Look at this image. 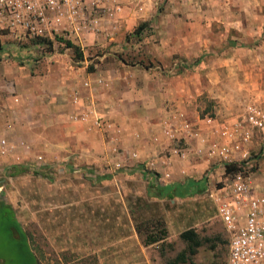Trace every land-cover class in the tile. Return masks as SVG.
<instances>
[{"label":"rangeland","instance_id":"1","mask_svg":"<svg viewBox=\"0 0 264 264\" xmlns=\"http://www.w3.org/2000/svg\"><path fill=\"white\" fill-rule=\"evenodd\" d=\"M98 1L95 6L93 0H84L85 19L91 26L79 34L87 36L90 43L84 48L75 45L85 56L83 64L102 73L123 71L121 77L108 72L96 77L93 84L99 91H105L107 82L111 85L115 81L118 86L124 82L136 88L154 72L177 77L173 82L177 85L189 80L197 85L187 96H180L178 91V97L189 100L185 109L171 106L168 99L161 105L152 101L148 109L165 127L163 135L170 136V144L161 153L173 155L170 163L177 169L160 174L128 162L134 152L115 143L121 134L120 124L109 125L101 116L85 118L84 112L78 114L75 104L69 102L64 124L49 129L28 125L24 114L21 120L25 123L0 121V199L12 206L38 264H167L185 249L186 242L179 233L190 227L200 237L210 238L191 256L192 264H224L228 236L216 215L214 200L230 180L223 163L255 167L251 171L253 183L264 184V127L250 126L248 121L249 106L264 113V25L259 35L243 39V46L232 44L228 41L237 38V30L224 31L221 22H212L210 17H217V11L213 8L214 14L209 13L212 7L205 1L157 0L155 11L145 19L147 26L137 33L136 28L144 21L140 14L145 11L136 0ZM9 2L4 0L0 5L3 43L17 36V44L28 47L32 37L21 22L26 18L24 12L20 10L21 16L15 19ZM261 2L258 14L264 17V0ZM47 14L52 18V11ZM208 20L212 22L210 30ZM123 22L128 29L119 27ZM151 23L172 27L156 32ZM59 34L68 38V32ZM170 36L172 45L168 44ZM207 39L213 43L208 44ZM55 46L60 49L62 45L55 42ZM152 46L161 54L174 49L172 61L164 67L155 57L150 59ZM57 52L66 55L75 68L82 65L71 48ZM33 54L44 57L49 52L38 48ZM4 64L7 62H0V70L6 71L9 67L2 69ZM53 74L62 78L60 71ZM2 82L8 95L15 93L10 78ZM25 91L21 88L26 97ZM135 92L134 100L140 103L133 105L138 111L145 108V98L156 101L158 95ZM23 103L29 100L25 98ZM146 115L141 114L143 122ZM98 118L106 127L97 125ZM45 127L53 144L45 145L33 132ZM168 129L173 135H168ZM107 138L114 142L110 157L103 163L94 161L92 154L104 151ZM77 140L82 146L75 152L72 147ZM202 177L207 179V188L201 194L160 200L145 196L147 179L167 183ZM155 216L161 217L167 228L165 242L144 245L135 230V217L140 222Z\"/></svg>","mask_w":264,"mask_h":264},{"label":"crops","instance_id":"2","mask_svg":"<svg viewBox=\"0 0 264 264\" xmlns=\"http://www.w3.org/2000/svg\"><path fill=\"white\" fill-rule=\"evenodd\" d=\"M136 1L138 2V5L142 7V10L145 11L140 14L144 17V21L139 24L143 26L141 29V31H143L147 26L145 19L155 11L157 0ZM203 1H205L209 7H212V9H209V13L214 14L213 8L217 11V17L214 16L210 17L211 19L209 18L212 22L214 19L221 22L224 31L227 29L237 30V41H235V38H231L232 40H229V43L243 46V39L248 41L254 38V36L259 35L262 31L264 17L261 14H258L262 0ZM212 22L208 20L209 26L207 27L209 30L212 29ZM150 25L156 30V32L158 29L170 27L168 24L163 25L160 23H151ZM0 27H2L1 22ZM119 27L126 30L129 25L127 26V24L123 22V24H119ZM141 31L137 33H141ZM56 32L60 33L61 30L57 28ZM4 35L5 34L0 31V62H7V64L2 66V69L6 67L9 68L6 71L0 70V121H7V123L11 125L25 123V121L23 122L21 120L24 114L26 118L29 119L27 122L28 125L31 126L42 125L48 127L58 124L62 125L67 119L65 116L67 111L66 105H68L69 102H72L77 107V113L80 114L81 112H84L82 114H84L85 118L94 119L97 116H101L108 120L107 123L109 125L117 126L120 124L121 134L115 143L121 145L125 151L134 152L133 156L129 154L128 162L140 163V165L145 166L146 169L151 170L153 173L164 174L169 170H172L173 172L176 171V166H173L170 163L174 156L171 155L168 157L161 153L162 149L170 144V136L163 135L162 131L164 132L165 127L162 126L163 124L159 123V120H156L154 114L153 116L151 115L148 109H151L152 101L161 105L162 102H165L164 99H168V104L171 106L174 105L185 109L187 106L186 102L189 100H187V97L184 99L178 97V91L180 96L184 94L187 96L193 87L197 86L195 83L189 80V83L183 84L182 82L181 85H177V82L173 83L174 81H177V77L168 76L162 72H154L150 74L151 78H149L148 81H143V83L136 88L132 86V84L126 85L124 82H121V85L118 86L115 81L114 83H110L111 85L107 82V88L104 89L105 91H99L98 87L93 84L96 77L103 75L106 76L107 72L109 74L112 73V75L114 73L116 75L119 73L121 77L123 71L116 72V70L112 69L106 73H102L95 70V68L93 71H89L88 67L91 65L83 64L84 61L82 60L79 61L82 65L75 68L74 65L70 64L71 62L66 55L58 53L57 51L50 52L49 54L44 55V57H37L33 54V49L38 50L36 45L30 42L28 47H21L17 44L19 42L17 41L19 40V37L17 36H13V38L7 40L8 42L3 43L5 40ZM98 37H100V35L97 36V39ZM68 38L74 44L81 45L83 48L90 43L87 36L81 35V33H70ZM171 39L172 36L168 38L169 45H172V43H170L172 42ZM98 41L100 40L98 39ZM205 42H208V44L213 43L208 39L205 40ZM215 42L220 43L218 41ZM149 46L151 47V45ZM15 48L16 52L13 51ZM152 49L153 56H149L150 59L155 57L156 60L163 63L164 67L172 61L171 57L175 50L171 47L163 51V54L156 52L155 46H152ZM87 50H90V47ZM54 71H60L62 78H57V76L53 74ZM34 73H37L38 75ZM9 78L11 81V88L15 91L11 96L8 95L4 89V83L2 82L5 79L9 80ZM5 87L8 88V86ZM21 88L26 90V97L21 94ZM135 91L143 93H158V95H156L157 99L154 101L155 99L152 100V97L148 96L145 98L146 100H144L145 108L141 109L140 106L139 108L141 110L138 111L133 105V103H140L139 101L134 100V97L137 96L135 95ZM115 92H119L120 94L115 95ZM177 97L178 99H176ZM25 98L29 100V103H23ZM173 100H175L174 104H172ZM161 110L162 109H160L158 115ZM143 112L147 114L145 116L147 117L145 120L146 122H143L141 117ZM156 114L157 112L155 115ZM262 130L264 132V129ZM33 132H35V135L42 138L41 141L45 145L53 144V140L50 138L49 131L46 127L42 129L41 132L36 129L33 130ZM133 134L137 137H134ZM168 135H173V131L168 129ZM76 143L77 145L72 147L75 152L78 151L80 145L82 146L80 140H77ZM113 143V139L110 138L109 140V138H107L104 151L102 150L100 155L92 154L91 157L93 160L103 163V160L109 158ZM88 146L91 147V145ZM87 149L88 148L85 150ZM79 151L80 154H82V150ZM167 183H171V181ZM256 188L263 190L264 184L257 183ZM145 196L148 199L160 200L148 196L146 189Z\"/></svg>","mask_w":264,"mask_h":264},{"label":"built area","instance_id":"3","mask_svg":"<svg viewBox=\"0 0 264 264\" xmlns=\"http://www.w3.org/2000/svg\"><path fill=\"white\" fill-rule=\"evenodd\" d=\"M3 1L0 0V5ZM93 1L97 6L99 1ZM9 6L15 19L21 16L20 10L24 12L26 18L21 22L29 29L28 34L32 38L35 35L51 37L52 34L53 38L54 33L59 34L57 28L68 32V35L78 34L91 26L85 19L84 0H42L41 3L10 0ZM49 11L53 14L51 20L47 18ZM248 121L250 126L264 127V113L249 106ZM96 123L102 128L107 125L102 118H98ZM248 135L247 131L246 137ZM250 167L247 163L239 164L223 190L214 196L216 215L224 223L228 236L225 264H264V189L256 188Z\"/></svg>","mask_w":264,"mask_h":264},{"label":"trees","instance_id":"4","mask_svg":"<svg viewBox=\"0 0 264 264\" xmlns=\"http://www.w3.org/2000/svg\"><path fill=\"white\" fill-rule=\"evenodd\" d=\"M146 23V22H145ZM142 25L136 28V32L141 31ZM34 45L43 47L47 52L62 51L66 48H71L74 52L75 58L83 60L84 55L82 51L70 39H65L57 33L54 37L35 35L30 39ZM55 42L61 43L62 46L56 48ZM89 71H93V66L88 67ZM239 163L225 162L223 163L224 172L232 174L237 171ZM17 165L13 166L16 169ZM255 167H251L254 170ZM146 191L150 197L158 199H173L175 197H188L194 194L202 193L207 188L206 177L200 179L186 178L184 181H175L171 183H160L156 180L147 179ZM135 217V230L142 237L144 245H151L160 242H165L167 236V228L163 224L161 217L142 218L138 222ZM179 237L186 242L184 250L177 253L175 258L167 264H177L180 261L190 260L197 249L205 242H209V237H200L195 228L190 227L182 230ZM214 247V244H210ZM0 264H38L37 257L32 252L26 234L21 228L18 220L16 219L13 208L0 199Z\"/></svg>","mask_w":264,"mask_h":264}]
</instances>
